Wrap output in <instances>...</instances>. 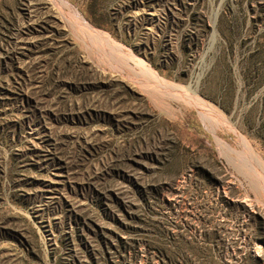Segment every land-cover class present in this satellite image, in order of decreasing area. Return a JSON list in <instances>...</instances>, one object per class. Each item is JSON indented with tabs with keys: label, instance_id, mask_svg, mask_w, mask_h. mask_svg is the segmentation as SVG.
I'll use <instances>...</instances> for the list:
<instances>
[{
	"label": "rangeland",
	"instance_id": "obj_1",
	"mask_svg": "<svg viewBox=\"0 0 264 264\" xmlns=\"http://www.w3.org/2000/svg\"><path fill=\"white\" fill-rule=\"evenodd\" d=\"M0 264H264V0H0Z\"/></svg>",
	"mask_w": 264,
	"mask_h": 264
},
{
	"label": "bare ground",
	"instance_id": "obj_2",
	"mask_svg": "<svg viewBox=\"0 0 264 264\" xmlns=\"http://www.w3.org/2000/svg\"><path fill=\"white\" fill-rule=\"evenodd\" d=\"M94 35V34H93ZM94 37H95V35H94ZM109 44H111L113 47H114V49H117L118 50V46L116 45V44H113V43H109ZM163 82H161V80H159V85H160V88H163V89H165V90H167V91H171L172 92V90L174 91V87L173 86H171V85H168V84H166V83H163ZM164 90V91H165ZM175 92V91H174ZM167 93V92H166ZM169 93V92H168ZM164 94V93H163ZM181 94V93H180ZM170 95H171V93H170ZM197 103V102H196ZM195 103V104H196ZM201 103V102H200ZM203 106V105H202ZM201 107V106H200ZM202 108H204V110H205V107H202ZM201 108V109H202Z\"/></svg>",
	"mask_w": 264,
	"mask_h": 264
}]
</instances>
